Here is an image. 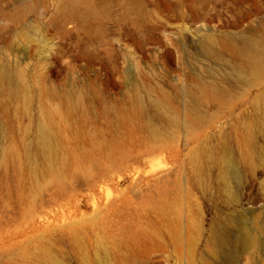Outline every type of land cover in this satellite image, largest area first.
Returning <instances> with one entry per match:
<instances>
[{
    "label": "rangeland",
    "instance_id": "374dc122",
    "mask_svg": "<svg viewBox=\"0 0 264 264\" xmlns=\"http://www.w3.org/2000/svg\"><path fill=\"white\" fill-rule=\"evenodd\" d=\"M0 264H264V0H0Z\"/></svg>",
    "mask_w": 264,
    "mask_h": 264
}]
</instances>
